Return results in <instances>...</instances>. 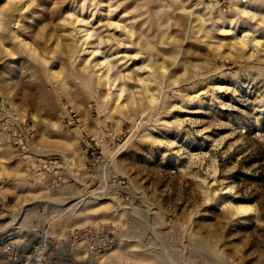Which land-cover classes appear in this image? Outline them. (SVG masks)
Returning <instances> with one entry per match:
<instances>
[{
    "label": "rangeland",
    "instance_id": "374dc122",
    "mask_svg": "<svg viewBox=\"0 0 264 264\" xmlns=\"http://www.w3.org/2000/svg\"><path fill=\"white\" fill-rule=\"evenodd\" d=\"M14 227L108 231L85 264H264V0H0Z\"/></svg>",
    "mask_w": 264,
    "mask_h": 264
},
{
    "label": "built area",
    "instance_id": "2783aa9c",
    "mask_svg": "<svg viewBox=\"0 0 264 264\" xmlns=\"http://www.w3.org/2000/svg\"><path fill=\"white\" fill-rule=\"evenodd\" d=\"M16 229L10 228L11 233L0 238V264H85L97 261L119 245L108 231L99 227L77 230L68 239L48 238L34 231L35 236L13 238L18 233ZM77 251L84 255L80 260Z\"/></svg>",
    "mask_w": 264,
    "mask_h": 264
},
{
    "label": "bare ground",
    "instance_id": "6f19581e",
    "mask_svg": "<svg viewBox=\"0 0 264 264\" xmlns=\"http://www.w3.org/2000/svg\"><path fill=\"white\" fill-rule=\"evenodd\" d=\"M258 31V30H257ZM259 44V43H258ZM103 262V261H102Z\"/></svg>",
    "mask_w": 264,
    "mask_h": 264
}]
</instances>
